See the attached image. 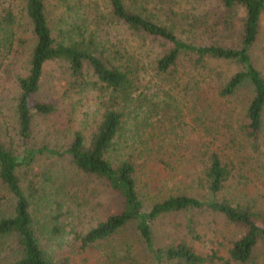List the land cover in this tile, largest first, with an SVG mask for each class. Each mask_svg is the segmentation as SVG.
<instances>
[{
    "label": "trees",
    "instance_id": "obj_1",
    "mask_svg": "<svg viewBox=\"0 0 264 264\" xmlns=\"http://www.w3.org/2000/svg\"><path fill=\"white\" fill-rule=\"evenodd\" d=\"M185 4L177 0H0V50L15 37L16 11L24 15L34 37L27 71L17 78L15 115L22 153L0 141V189L14 199L12 212L0 214V264H57L59 251L64 254L60 264H88L85 254L134 222L156 264H247L258 246L264 245V76L252 56L260 37L264 0H187ZM153 44L159 52L149 72L140 51ZM182 59L190 63L192 76L183 84L190 86L195 105L225 111L224 118L217 119L226 127L232 158L198 148L185 157L187 151L179 150L177 137L166 134L171 123L158 129L160 134L146 133L154 109L146 105L142 110L141 101L152 99L154 76L174 79ZM48 62L66 65L72 81L69 89L82 91L88 82L94 85L88 80L93 77L105 95L88 137L74 129L63 148L29 145L35 117L59 111L55 102L35 98ZM215 62L234 64L237 69L221 77L208 65ZM244 92L246 98L236 106ZM233 101L236 105L230 107ZM178 152L185 157L183 177L192 175L202 194L174 191L146 206L148 193L143 187L153 181V171L156 176L176 172ZM42 159L68 161L76 172L119 198L120 209L96 223L76 227L75 217L68 220L64 215L67 184L47 194L48 184L42 189L36 175L27 173ZM228 188L234 193H225ZM39 205L49 208L47 233L57 236L51 245L50 236L39 235L43 234L36 215ZM185 210L210 211L222 218L232 232L226 257L217 249L199 254L184 240L155 246L152 222ZM193 225L189 219V234L194 233ZM7 249L13 251L12 259L4 255ZM72 255L79 259L72 260ZM124 255L123 260L134 262Z\"/></svg>",
    "mask_w": 264,
    "mask_h": 264
},
{
    "label": "rangeland",
    "instance_id": "obj_2",
    "mask_svg": "<svg viewBox=\"0 0 264 264\" xmlns=\"http://www.w3.org/2000/svg\"><path fill=\"white\" fill-rule=\"evenodd\" d=\"M186 1L177 0L178 3L182 4H185ZM52 4L57 3L53 2ZM16 13L18 22L16 29H14L15 37L10 41L11 44L10 42L7 44L5 50H0V141L8 145L11 144L16 153L20 155L23 147L17 135L15 115L16 100L19 94L17 78L27 71L34 37L29 27L26 26L27 20L24 15L20 11H16ZM158 52L159 48L156 44L140 51V57L149 72L152 71L150 70L152 62L157 57ZM252 56L255 65L264 76V14L261 17L260 37ZM185 59L180 60L174 79L171 77L156 78L153 75L155 82L150 90L152 99L141 101L142 110L145 109L146 105L154 109L148 120L152 127L146 129V133L160 134V131L157 130H162L164 126L171 123L172 128L166 134L172 132L177 137L176 144L181 145L178 147L179 150L187 151L185 157L188 156L187 153L190 150L198 148L208 149L209 153L217 150L232 158V149L229 142L226 141L229 136L226 127L223 128L221 120L217 119V116L224 118L225 111L217 110L214 105L213 107L195 105L190 86L185 87L183 84V82H188V78L192 76L189 69L190 63L186 62ZM208 65L215 68L221 77H226L237 69L234 64L225 62H215ZM88 80L94 85L88 82L87 87L82 91L69 89V83L72 81L66 70V65L61 62L46 63L40 89L35 98L40 101L55 102L59 111L56 115L35 117L29 145L34 147L49 145L50 147L63 148L67 145L71 131L74 129L81 130L83 135L88 137L94 120L98 118L101 112L100 102L105 96L95 78L89 77ZM171 82L180 83L179 85H172ZM244 97L246 98V92L239 96L237 105L233 101L230 103V107L234 105L240 107ZM202 109H204V113H202ZM178 154L179 156L175 160V165L178 166L176 172L156 176L157 171H153V181H149L148 187H143L144 192L148 193L144 197L146 206L149 201L174 191H186L194 196L202 194V189L196 184V179H192V175L183 177L182 163L185 157H180V152ZM21 171L26 170L21 169ZM27 173L29 176L36 175L38 186H41L42 189L43 184H48L50 190L45 189L47 194L52 193L54 188L60 186L59 184H67L66 190L69 189L70 191L66 196L60 189H57L56 192L68 197L66 199L68 202H66L67 211H64L65 219L70 220L75 217L74 224L76 227L96 223L98 220H102L106 214L117 211L121 207L119 198L110 194L96 181L76 172L68 161L42 159L32 168V172ZM184 173L186 172L184 171ZM27 183L28 180L24 176V189H26ZM232 190L233 188H228L225 193L232 194L234 193ZM159 191L160 194H158ZM0 198V214L11 213L14 204L12 196L4 189H0ZM48 213L49 208L39 205V212H36V215H39V231H42L45 237L43 234L39 235L43 238L50 236L52 241L49 243L51 245L57 236L52 238V234L47 233L49 225L45 220V215ZM189 219L194 223L193 234H189L186 226ZM134 223L127 224L111 238L96 245L90 253L85 254L86 256L89 255L88 264H156L138 234ZM152 230L156 247H163L184 240L199 254L205 255L210 253L212 249H217L224 257L227 256V241L232 234L230 229L224 226L221 217L214 216L210 211L198 210H185L176 214L160 216L152 222ZM42 242L47 243L44 239ZM45 246L47 248L49 245ZM13 254L10 249L4 252V255L11 259ZM63 255V252L59 251L57 264H60L59 261ZM123 255L132 256L134 262L129 263L123 260ZM74 257L76 256L72 255V260H77L78 256L77 258ZM79 257L82 259L83 255ZM161 264L174 263L164 261ZM247 264H264V245L258 246L253 259Z\"/></svg>",
    "mask_w": 264,
    "mask_h": 264
}]
</instances>
